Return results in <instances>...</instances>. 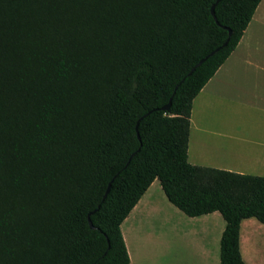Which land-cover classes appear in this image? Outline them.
<instances>
[{"label": "trees", "instance_id": "trees-1", "mask_svg": "<svg viewBox=\"0 0 264 264\" xmlns=\"http://www.w3.org/2000/svg\"><path fill=\"white\" fill-rule=\"evenodd\" d=\"M215 1L0 0V264H129L120 225L154 180L185 216L220 215L219 264H247L264 177L187 161L192 102L261 0L214 20Z\"/></svg>", "mask_w": 264, "mask_h": 264}, {"label": "rangeland", "instance_id": "rangeland-1", "mask_svg": "<svg viewBox=\"0 0 264 264\" xmlns=\"http://www.w3.org/2000/svg\"><path fill=\"white\" fill-rule=\"evenodd\" d=\"M252 37L246 46V55L243 59H235V55L219 68L231 72L223 78L221 88L217 95L222 100L220 106L214 103L209 108L204 104H195L194 116L199 121L223 120L230 117L251 113L253 106L258 102L256 98L264 97L260 91H256L255 83L264 87V78L254 76L256 71H264V21L254 27L251 25ZM209 121V120H208ZM150 199L154 209L155 219L153 226L155 231L137 233L135 227L129 228L137 218V214L131 211L120 225V231L125 238L129 260L131 264H172L173 259L180 264H198L200 257V242L206 239L209 252V264H219V240L225 223L220 215L215 212L196 218H189L172 206L165 198L157 180H154L139 202ZM138 202V203H139ZM152 209V210H153ZM172 220L169 224L168 221ZM179 223L178 230L183 234L175 233L171 225ZM128 223V224H127ZM136 223V222H135ZM141 225L138 229L141 230ZM206 230L207 235H193L195 231ZM242 238V254L247 264H264V224L254 218L245 219L240 224Z\"/></svg>", "mask_w": 264, "mask_h": 264}, {"label": "crops", "instance_id": "crops-1", "mask_svg": "<svg viewBox=\"0 0 264 264\" xmlns=\"http://www.w3.org/2000/svg\"><path fill=\"white\" fill-rule=\"evenodd\" d=\"M263 21L264 0H261L236 48L225 62L229 61V59L235 55L236 51L239 53L238 56L235 57L236 60L244 58L247 52L244 50L247 49L246 46L249 44L252 37V32H250L251 25L257 27ZM224 63L221 67H223ZM230 74L231 72L229 71L218 69L192 102L187 161L194 166L219 169L242 175L264 177V97L256 98L258 102L253 106L251 113H242L230 117V119L226 121L223 120V116L220 118V121L210 119H208L209 121H199L194 116L196 103L202 105L205 102L206 108H209L212 105L211 103H214L216 106L222 104V100L219 95H217V92H219L221 88L223 78ZM252 74L264 78L263 70L253 72ZM260 85L261 84L255 83L254 89L264 94V87H259ZM138 202L131 210L138 213V219H136L132 225H129V228L133 229V227H135L136 232L139 234L142 233L143 235L152 230L156 232L153 226L155 219V215H153L154 209L151 207L150 199ZM171 222L172 220L170 219L167 223L170 224ZM139 224L142 226L141 230L138 229ZM177 225H179V223L176 222L175 225H171L172 228H174L173 231L175 233L177 232L179 235L183 234L186 230L183 232L178 230ZM198 234L204 235V238H206L207 232L206 230L200 232L196 230L193 232L194 236ZM123 241H125V238ZM205 241L206 239H203L199 243V254L201 258H199L198 264H209L208 260H210V257ZM239 248L243 259L242 238L240 234ZM128 252L129 251H127V253ZM129 264H131L130 260ZM172 264H180V262L179 260L173 259Z\"/></svg>", "mask_w": 264, "mask_h": 264}, {"label": "water", "instance_id": "water-1", "mask_svg": "<svg viewBox=\"0 0 264 264\" xmlns=\"http://www.w3.org/2000/svg\"><path fill=\"white\" fill-rule=\"evenodd\" d=\"M220 0H216L215 3L211 6L210 8V14L212 16V18L215 20V16H214V7L216 6V4L219 2ZM215 23L217 24V22L215 21ZM224 28V27H223ZM225 29V28H224ZM227 30V34H228V38L226 39V41L218 48H216L215 50L211 51L207 56H205L204 58H202L201 60H199L197 62V64H195V66L188 72V76L199 66L201 65L207 58L211 57L212 55H214L217 51H219L221 48L225 47L227 45V42H228V39L231 35V32L230 30L226 29ZM170 106V102H168V104H166L164 107H162V110H167ZM109 187H110V184H108L107 188H106V191L104 192L103 196H102V200L106 197L108 191H109ZM99 208V206L97 207V209ZM93 213V212H92ZM87 222H88V226L90 229H95L89 218H87Z\"/></svg>", "mask_w": 264, "mask_h": 264}]
</instances>
